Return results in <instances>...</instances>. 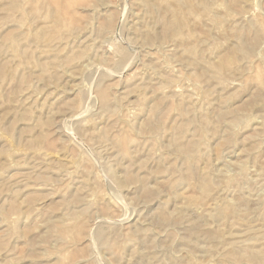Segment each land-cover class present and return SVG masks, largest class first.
I'll return each instance as SVG.
<instances>
[{
    "label": "rangeland",
    "instance_id": "374dc122",
    "mask_svg": "<svg viewBox=\"0 0 264 264\" xmlns=\"http://www.w3.org/2000/svg\"><path fill=\"white\" fill-rule=\"evenodd\" d=\"M0 264H264V0H0Z\"/></svg>",
    "mask_w": 264,
    "mask_h": 264
}]
</instances>
